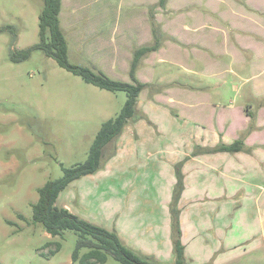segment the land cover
<instances>
[{"label":"rangeland","instance_id":"rangeland-1","mask_svg":"<svg viewBox=\"0 0 264 264\" xmlns=\"http://www.w3.org/2000/svg\"><path fill=\"white\" fill-rule=\"evenodd\" d=\"M211 1L166 0L164 6L161 0L62 3L61 27L75 65L131 83L136 51L160 45L137 68L147 85L136 107L143 120L137 135L130 121L106 147L100 169L71 183L57 201L59 207L66 203L80 218L120 234L128 248L131 241L138 246V240L158 238L160 250L150 257L155 264H176L174 244L169 248L178 184L172 152L182 148L181 136L190 135L184 122L190 119L189 104L196 102L191 95L215 97L216 85L225 80L230 81L225 98L233 94V86L246 88L224 72L223 66L231 63L228 57L219 62L224 78H212L207 32L184 30L183 21L190 26L209 22ZM214 5V11L242 8L247 20L261 9L264 22V0H215ZM43 8L44 0H0V264H74L78 234L69 230L51 236L34 222L33 206L39 189L62 178L63 168L87 160L103 123L116 118L127 101V93L86 83L41 50L21 62L13 60L40 42ZM189 12L192 19L188 14L176 17ZM260 64L264 67V60ZM252 70L243 75L250 77ZM251 88L249 84L246 91ZM147 105L155 109L153 118L144 112ZM243 174L200 178L188 170L184 175L186 189L178 207L180 226L191 236L183 240L185 264H264V188L261 194L256 188L264 185V178ZM228 177L234 182L228 184ZM106 264L119 263L109 258Z\"/></svg>","mask_w":264,"mask_h":264},{"label":"crops","instance_id":"crops-1","mask_svg":"<svg viewBox=\"0 0 264 264\" xmlns=\"http://www.w3.org/2000/svg\"><path fill=\"white\" fill-rule=\"evenodd\" d=\"M225 1L221 0V2ZM214 4L215 0H212L211 13L206 15L210 18L208 23L205 22V25L201 26H193L192 24L190 26L183 21L184 30L193 34L207 32V48L211 52L212 67L215 68L212 78H224V75H222L224 67L226 74L232 75L243 82L246 88L249 84H252V88L249 89L250 91H246V88L242 90L238 86L235 89V86H233L230 89L233 94L225 98L226 86L230 83V81L225 80L223 84L216 85L218 90L215 92V97L212 94H198V92L192 94L191 96L196 98V102L189 104L187 109L191 111L190 119L188 122H184L188 125L187 129L190 130V135L185 137L186 134H182L183 136L180 138L182 148L172 152L173 156L176 155L172 165L181 164L184 175H187L188 170H190L193 177L199 176L200 178H208L214 175H218V178H224L225 173L230 174L232 171H238L241 175H244L243 172L247 171L253 177L264 178V67L260 64L264 60L262 11L261 9L254 11V14L249 15L247 20L246 12L242 8H235L232 11L228 10V12L225 10L214 11ZM186 14L192 19L193 13L191 12L179 13L176 17L182 19L186 17ZM219 18L221 19L218 20ZM247 21L249 22L246 24ZM220 22L225 25H219ZM231 24L234 25L233 30H230ZM116 30L114 36H116ZM248 54L251 59H246ZM222 57L230 58L231 63L220 69L219 62ZM233 59L234 62H232ZM233 64H237L238 69H234ZM250 68L253 69L251 76L245 77L244 72L250 70ZM136 76L142 81L141 75L139 77L136 73ZM154 110L152 105H147L144 108L145 114H149L152 118L151 113ZM141 123H143L142 119L131 125L136 135ZM181 129L182 131L186 130L183 126H181ZM241 139L245 146L240 152H208V150L215 149L220 144L229 145ZM186 142H189V145ZM225 179L228 184L233 181L229 180V177ZM238 179V184H241L240 175ZM225 187L227 188L226 185ZM241 188L243 187L241 186ZM256 188L261 194L264 185L257 184ZM221 190H224L223 186H221ZM182 204L181 202V206ZM63 206V208L74 212L73 208L66 203ZM262 221H264L263 217L260 219V222ZM182 226L181 224V240L183 243V240L191 236L190 233L188 236ZM128 227L127 224L124 225V230L130 233ZM122 237H125L123 233ZM157 242H159L158 238H146L138 240V246H134L132 241L129 246L133 251L140 253L141 256L151 259L150 257L152 255L156 256L160 250V248H156ZM171 242L169 248L172 250L173 240ZM159 256L163 257L162 254ZM171 256L172 254L164 260L168 262V260H171Z\"/></svg>","mask_w":264,"mask_h":264},{"label":"trees","instance_id":"trees-1","mask_svg":"<svg viewBox=\"0 0 264 264\" xmlns=\"http://www.w3.org/2000/svg\"><path fill=\"white\" fill-rule=\"evenodd\" d=\"M62 3L63 0H44V8L39 17L40 42L22 51L13 60L21 62L29 58L35 50H41L46 56L53 58L60 67L81 77L86 83L103 90L127 93V101L116 118L103 123L90 149L87 160L72 168H63L64 175L62 178L50 180L39 189V200L33 206L34 222L42 224L53 237L63 236L69 230L78 234L76 248L72 256L74 264H106L109 258H113L119 264H155L151 259L138 255L125 246L116 232L93 224L80 218L70 210L59 207L57 201L60 194L71 183L97 172L105 158L106 147L123 134L130 121L136 122L142 118L137 114L136 107L139 97L147 85L137 78V68L141 58L149 53L156 52L160 45L145 46L136 51L130 70L131 83L113 80L104 73H96L87 67L75 65L69 60V46L61 27ZM165 3L166 0H161V6H164ZM244 146L241 139L229 145L220 144L215 149L208 150V152L237 153L242 151ZM176 172L178 184L171 205L173 244L176 264H185V247L181 240L182 231L178 207L185 189V177L181 164L176 166ZM84 250H86L85 253H83Z\"/></svg>","mask_w":264,"mask_h":264}]
</instances>
